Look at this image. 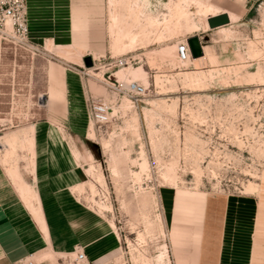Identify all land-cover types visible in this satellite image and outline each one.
Instances as JSON below:
<instances>
[{"label":"rangeland","instance_id":"obj_1","mask_svg":"<svg viewBox=\"0 0 264 264\" xmlns=\"http://www.w3.org/2000/svg\"><path fill=\"white\" fill-rule=\"evenodd\" d=\"M187 1L195 12L192 18L202 29L204 16L197 13V4L210 5L219 12L227 10L236 21L225 28L174 35L163 24L171 19L179 0H120L123 15L131 6L135 8V16L141 19L132 31H145L149 44L145 47L141 44L137 50L125 54H114L109 33H105L106 48L102 54L94 55L97 67L88 72L85 68H80L82 72L76 70L85 92L82 103L78 102L82 104L81 111L72 115L73 127L69 129L49 127L50 121L61 126L66 120L62 111L66 99L58 96L51 106H44V98L42 102L38 95L49 91L50 64L70 68L69 62L80 58L82 51L34 41L32 47L22 48L0 39V184L8 191L7 195L15 196L12 202L15 201L16 207L10 212L25 231L32 229L39 238L47 237L24 204L11 173L18 171L24 175L27 186L22 191L33 190L36 199L32 202L38 209L40 202L32 183L35 153L43 159L44 168L47 155L49 158L52 153H73L77 159L69 163L79 165L81 170L78 178L69 176L78 181L71 190L45 193L47 205L65 200L75 207L41 209L56 252L48 249V243L39 255L32 256L37 264L42 258H47L48 264H175L170 232L176 224L181 233L176 239L181 243L180 249L186 243L188 246L187 233L198 220L197 206L204 196L252 200L255 195L263 197L264 0ZM103 3L107 16L106 1ZM107 7L109 26L110 15L115 11L114 0H107ZM106 16L102 18L105 26ZM154 20L160 26H153ZM193 35L201 37V45L211 57L185 64L178 59L177 46ZM104 56L107 60H103ZM110 58L122 60L124 65L108 69ZM80 63L84 67L82 60ZM125 69L135 73L130 76L131 83L145 89L139 104L132 94H116L115 80L129 85L118 78ZM200 71L208 76L201 88H192L184 82V76H178ZM157 78L161 79L160 84ZM58 86L61 89L60 80ZM197 94H209L210 102L206 103L204 98L198 101L202 97ZM191 95L197 98L196 102L189 103ZM91 100L109 103L111 117L95 121ZM188 106L196 110L194 113L200 107L210 108L204 123L214 122L217 116L222 127L216 132L222 134L221 138L215 140L211 133V138L205 139L206 144L196 143L194 136L201 138L198 132L202 131L193 121L199 123L202 119L186 120L183 116ZM91 124L95 138L90 136ZM185 130L188 133L184 140ZM202 134L204 139L207 134ZM34 136L35 143L34 139L29 140ZM13 143L19 144L20 150L5 160ZM201 154L203 160L199 158ZM145 163L148 166L141 170ZM171 163L179 180L169 185L164 174ZM112 166H116L117 175ZM140 171L142 179L137 181L134 174ZM195 171L201 174L200 183ZM256 185L259 192L254 189ZM177 191H184L179 198ZM100 203L108 204L110 209L104 211ZM252 205L251 200L247 201L246 220L251 217ZM77 225L79 233L73 230ZM139 233L145 235L146 243L139 241ZM77 236L78 243L74 242ZM93 237L97 242L86 247ZM261 245L264 251V243ZM79 249L85 252L83 262L77 261ZM177 251L180 252L179 248Z\"/></svg>","mask_w":264,"mask_h":264},{"label":"crops","instance_id":"obj_2","mask_svg":"<svg viewBox=\"0 0 264 264\" xmlns=\"http://www.w3.org/2000/svg\"><path fill=\"white\" fill-rule=\"evenodd\" d=\"M105 1L107 16L103 9ZM27 14L29 35L32 41L46 43V45L50 43L56 48L67 47L82 51L80 58L69 62L71 69L62 66L56 68L50 64L47 68L49 78L52 77L49 79V91L38 95L42 102L44 98V106H51L53 100L58 96L66 99L65 108L62 110L66 113V120L62 122L61 126L50 121L52 126L49 127L69 129L73 127L71 125L72 115L81 111L82 104L80 106L78 102L82 103L81 96L85 92L83 80L80 79V73L77 72L83 68L80 60L83 62V57L86 55L102 54L106 48L105 33H109L107 0H27ZM103 16H106V26L102 24ZM199 38L201 39V37ZM59 80L61 89L58 86ZM23 135L27 138L26 133ZM70 137L74 142L72 136ZM33 139L35 143V136L29 140ZM75 158L73 153H52L49 158L48 155L45 157L46 168H44L41 163L43 159H39L37 153L34 154L35 167L32 183L36 189L41 209L75 207L65 200L56 202L55 205H47V200L44 199L45 193L66 192L76 185L78 181L73 177L75 175H77L76 178L79 177L80 166L69 163ZM112 172L114 175L118 174L116 166H112ZM70 175L73 176L71 179ZM22 176L24 179L23 174ZM183 192L177 191V197L179 198ZM7 193L8 191L0 184V264H15L21 260H33L32 256L39 255L47 248L48 243L50 246L48 249L51 248L56 252L52 245L55 241L51 237L45 215L43 219L47 237L39 238L37 234H34L35 232L31 231L32 229L28 232L25 231V228L10 212V209L16 207L13 204L15 201L12 202L15 196L7 195ZM262 195L263 197L255 195L253 200L251 198L239 199L234 196L207 199L204 196L197 206L199 209L198 220L187 233L188 246L186 243L184 248L180 249L181 243L176 240L180 229H177L176 224L170 232V240L175 248L173 251L175 264H264V251L261 245L264 243V192ZM249 200L253 204L252 212L250 219L246 220L247 201ZM22 207L27 208L25 205ZM260 217L262 220H259ZM79 227V225L74 227L75 233L80 232ZM76 240L74 242L80 241L79 236ZM96 242V238L93 237L87 242L86 247H90ZM177 248L180 252L177 251ZM182 250L183 252H181ZM46 259H40L38 264H48L45 262Z\"/></svg>","mask_w":264,"mask_h":264},{"label":"bare ground","instance_id":"obj_3","mask_svg":"<svg viewBox=\"0 0 264 264\" xmlns=\"http://www.w3.org/2000/svg\"><path fill=\"white\" fill-rule=\"evenodd\" d=\"M114 6H115V11H113L111 13L110 19H109V37H110L109 39L111 41L112 50L114 51V54H125L127 52H130V51H133V50H137V48L141 44L143 45V47H145L146 44H149L148 43L149 41H147L148 35L146 34L145 31H141L140 33H133V31H132L133 26L136 25V24H139L140 23V19H141L139 15L136 14V16H135V8L133 6H131L129 8L127 14L123 15L120 12V9H119L120 0H114ZM196 10H197V13H201L204 16V21L203 22H205V23H204V28L203 29L192 18V15H194L195 12H193L190 9V5H189V2L187 0H179V2H177L174 5V10H173V12L171 14V19L169 21L165 22V24H163V25L166 27L167 30L172 31V32L174 31V35L176 33H177L176 35H180V34L182 35L183 33L185 35V32L186 33H194V32H197L198 30L207 31V30H210V29L225 28V27L231 25V23L236 21L235 16L233 14H231L229 11H224V12L220 11L219 12L218 9H214L210 5L197 4V9ZM221 13H227L230 22L228 24H226V25H221V26H218V27H215V28H210L209 23L207 21L208 18L211 17V16H215L217 14H221ZM152 25L153 26H160L159 22L157 20H154ZM172 27L175 30H171ZM185 40H186L185 42L188 45V48L190 50L189 44L187 42V39H185ZM145 41H147V43H145ZM209 53L210 52H208L207 48L202 46L200 55H198L196 57H192V55H190V57H188L186 59H182L180 57V54H179V51H178V46H177V54H179V58L178 59L180 60V62L185 63V64L186 63L187 64L191 63L193 60H194L195 63L196 62L205 61L208 58V56L211 57V55ZM190 54H191V51H190ZM95 60L97 61L96 58H95ZM92 61H93V58H92ZM96 61H95V63L93 62V65L90 66V67H86L85 66L84 67L85 71H87L88 69L96 68L97 67ZM115 62H116V64L113 65L112 67L123 66L124 65L123 61H122V63H119V60H117ZM107 67H108V69L112 68V67H109V66H107ZM131 74H135V73H133L129 69H125V70H123L122 72H120L118 74V78L120 80L126 82L127 84H130L131 83V80H130ZM178 76H184V79H183L184 82L187 85L191 86L192 88L204 87L206 85L205 84V79H207V77H208L207 73L204 72V71L179 73ZM137 79H138V77H137ZM160 80H161L160 78H157V83L158 84H160ZM122 85L123 86H127L125 88L126 91L129 90V87H128L129 85H126V84L125 85L122 84ZM114 89H116V88H114ZM116 94L119 95V92L117 90H116ZM124 96H127V95H124ZM124 96H121V98L124 97ZM197 97H199V96H197ZM134 98H135V101H137L138 104L140 103V101H142V99H141L142 97L141 96H137V97H134ZM203 98H204V101L206 103L210 102V100H208V99H211L209 94H205L198 101H201ZM143 99H145V98H143ZM94 102H95V107L97 109L99 107H103V105L100 104L101 101H97V100L95 101L94 100ZM104 103H105V105H107L109 107V110H107V113H106L107 114L106 118L108 119V118L111 117L110 116V112H111L110 109L112 110V108H111V105H109V103H107V102H104ZM186 111H188V113L185 112V114L191 115L193 113L192 108H190L189 106L186 108ZM96 113H97V115H101V113L98 110H96ZM94 120L97 121L96 119H94ZM227 128L228 127H226L225 130ZM187 130L184 131V140L186 139V133H188V131H189V130L188 131ZM174 132H177V130L174 129ZM189 133H191V132H189ZM90 136L92 138H95V129H94V125L93 124L90 125ZM178 136H179V134H178ZM194 138L196 140V143L197 142L198 143L200 142L201 144H206L207 143L202 138H198V137H195V136H194ZM19 150H20L19 144H14V143L11 144L9 146L8 151H7L5 160H8L9 158H11L14 154L18 153ZM92 157L94 158V155ZM199 158L201 160H203L204 159V154H201ZM147 166H148V163H145V165L141 166V170L144 169ZM92 168L94 169L93 166H92ZM175 169H176L175 166L173 165V163H171V164L168 165V169H167L166 173L164 174V179H165L166 183L169 184V185H171L175 181L179 180L178 176H177V172H176ZM13 173H11L12 174L13 183L16 185V187L17 186L19 187L20 195H21V198H22L24 204L27 207L30 208L31 214L33 215V217L37 220L38 224L44 230V232L47 233L46 232L45 223H44V221L41 218V207L39 206L38 209L35 208L34 202H32L33 199H36V197H34L33 190L29 188V190H26V192H23L22 188H23V186H27V184L25 183L22 174L20 172H18V171L15 172L14 174ZM134 175H135V178H136L137 181H141V179H142V171H140V173H135ZM195 175L197 176L198 183H200L201 182V174H199V171H195ZM254 189H255V191H258V192L260 191V188L257 185L255 186ZM37 201L39 202V200H37ZM100 208L105 211L107 209H110V206L108 204H106V203H104V204L100 203ZM112 225L114 227V230H116L115 224L113 223ZM139 239H140L139 241H141L142 243H146V238H145L144 234L139 233ZM77 261L78 262H83L85 260L79 261L77 259Z\"/></svg>","mask_w":264,"mask_h":264},{"label":"built area","instance_id":"obj_4","mask_svg":"<svg viewBox=\"0 0 264 264\" xmlns=\"http://www.w3.org/2000/svg\"><path fill=\"white\" fill-rule=\"evenodd\" d=\"M0 39L5 42L22 47V48L33 46L31 42L32 40L30 39V35H29L27 0H0ZM178 51L182 59H186L190 57L191 55L186 42H180L178 44ZM91 57L93 58V62L95 63L96 61L95 58L92 55ZM103 60H107V57L104 56ZM119 63H122V61L119 60ZM115 64L116 62L114 59L112 60V58H110L109 62H107V66L109 67H112ZM114 83L116 86L115 88L119 93L132 94L133 98L145 94V89L140 84L133 82L129 84L128 86L129 90L126 91L125 88L127 86H123L121 83H119L116 80L114 81ZM198 95L200 97L204 96L202 94H197L196 96ZM192 99H194V96L191 95L189 99L190 101L189 103H193L197 101L196 99L195 101H192ZM100 104L103 105V107H99L97 109L95 107L94 100H91V105H92L95 118L96 120H99V121L107 120L106 113H107V110H109V107L105 105L104 102H101ZM197 109L198 110L196 113H194V111L196 110L192 109L193 113L191 115L185 114L183 117H185L186 120H189V121H191V119H197L198 117L202 119V122L198 123L197 120H194L193 122L197 124L196 126L200 127L199 129H201L202 132H198V133L200 134L201 138H203V134H202L203 132L207 134V136L203 139L204 141L205 139L207 140V137L208 139L211 138V133H213V135L215 136V140L220 139L222 134L221 133L217 134L216 129L221 128L222 123L217 120V116L214 122L212 121L209 124V121L207 120L208 122L205 121L204 123V120L205 118L208 117V114H210L211 109L210 108L207 109V107L205 108L200 107ZM96 110H98L101 113V115H97ZM208 125H211V127L209 126L210 127L209 128ZM207 129H208V132H207ZM76 254H77V259L79 261H82L85 259V254L83 250L81 249L77 250ZM15 264H36V263L31 259H27L24 261L21 260L20 262H17Z\"/></svg>","mask_w":264,"mask_h":264},{"label":"water","instance_id":"obj_5","mask_svg":"<svg viewBox=\"0 0 264 264\" xmlns=\"http://www.w3.org/2000/svg\"><path fill=\"white\" fill-rule=\"evenodd\" d=\"M208 23L210 28H215L221 25H226L230 22L227 13L217 14L215 16H211L208 18ZM187 42L190 47L192 57H196L201 54V40L198 35L189 36L187 38ZM83 62L86 67H90L93 65V61L90 55H86L83 57Z\"/></svg>","mask_w":264,"mask_h":264}]
</instances>
